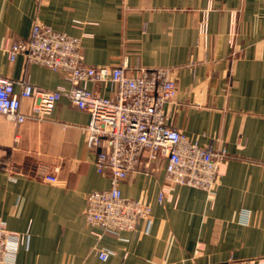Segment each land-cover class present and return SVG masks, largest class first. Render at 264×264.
Masks as SVG:
<instances>
[{
	"label": "crops",
	"instance_id": "obj_1",
	"mask_svg": "<svg viewBox=\"0 0 264 264\" xmlns=\"http://www.w3.org/2000/svg\"><path fill=\"white\" fill-rule=\"evenodd\" d=\"M33 23L79 37L88 66L167 69L177 87L164 107L168 125L226 158L213 197L169 185L163 163L147 173L141 162L121 192L147 202L150 225L109 234L83 214L87 195L109 188L86 146L88 114L61 98L38 119L21 99L23 123L0 114V219L29 236L15 264H264V0H0V77L17 93L21 82L71 88L23 55L8 59L5 44L27 39Z\"/></svg>",
	"mask_w": 264,
	"mask_h": 264
},
{
	"label": "built area",
	"instance_id": "obj_2",
	"mask_svg": "<svg viewBox=\"0 0 264 264\" xmlns=\"http://www.w3.org/2000/svg\"><path fill=\"white\" fill-rule=\"evenodd\" d=\"M233 32L231 28L232 36ZM198 33L207 38L208 11L201 13ZM80 48L79 37L39 23L32 24L27 39L6 43L4 50L10 61L23 55L27 63L59 73L71 88L46 91L21 82L17 93L16 83L0 77V114L17 125L23 123L27 119L21 111L23 98L32 101L30 116L38 119L48 116L61 98L88 114L86 146L94 155L97 173L108 178L109 188L87 195L83 212L86 223L115 235L135 232L140 222L150 225L147 202L125 198L121 192L122 183L141 162L147 173L156 172L163 163L169 185L199 189L213 197L226 152L202 146L168 125L164 107L177 93L172 74L167 69H139L127 74L121 66H88ZM90 83L98 90H89L86 85ZM101 89H108L110 95ZM42 173L45 182H57L54 175ZM165 190L159 193V202L164 200ZM246 216L243 213L242 217ZM28 238V232L8 231L0 219V264H15L16 253L28 244ZM97 256L105 260L108 253L98 251Z\"/></svg>",
	"mask_w": 264,
	"mask_h": 264
}]
</instances>
